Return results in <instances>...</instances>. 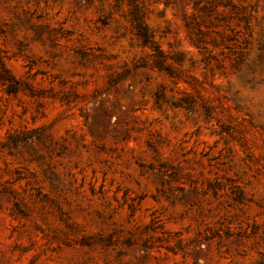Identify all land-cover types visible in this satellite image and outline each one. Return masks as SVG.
I'll return each instance as SVG.
<instances>
[{
	"label": "rangeland",
	"instance_id": "374dc122",
	"mask_svg": "<svg viewBox=\"0 0 264 264\" xmlns=\"http://www.w3.org/2000/svg\"><path fill=\"white\" fill-rule=\"evenodd\" d=\"M135 1L213 118L155 105L189 88L150 69L107 86L148 52L127 0H0V264L264 260V0H183L209 64L178 0Z\"/></svg>",
	"mask_w": 264,
	"mask_h": 264
},
{
	"label": "trees",
	"instance_id": "16d2710c",
	"mask_svg": "<svg viewBox=\"0 0 264 264\" xmlns=\"http://www.w3.org/2000/svg\"><path fill=\"white\" fill-rule=\"evenodd\" d=\"M181 5L182 11L184 9L183 0H178ZM127 18L131 27V32L134 34L139 44L148 49V52L143 58H140L134 62L131 68H124L120 73H117L114 76H111L107 81V86L112 87L116 85L121 79L125 78L131 70L134 69H150L159 73L164 74L174 85L180 88V83L186 84L189 89L181 88L180 91L182 96L178 99L166 101L165 96L160 91H156L153 95L154 104L161 106L163 103L169 104L170 107L176 109H182L187 114L192 113L196 106L202 111L206 117L213 118V107L207 104L204 99L198 95V90L192 84L191 81L186 80L182 75L168 62L166 54L152 42L150 35L146 29V26L143 23V14L135 0H127ZM230 7V11L236 9L228 3L222 1L214 0H194L192 3V9L198 12H201L207 16H210L213 12H216L219 8ZM240 12L229 16L231 19H235L239 25L243 27L245 32L249 30L250 17L247 13L244 12V9H238ZM182 19L184 25L187 29L190 42L203 54V60L209 64L214 57L209 53L207 48V41L203 38L205 32L198 29L191 21V18L185 11L182 12ZM213 20H220L219 16H215ZM210 26L213 23L209 20ZM229 41L230 39L227 38ZM213 42V41H211ZM213 46H217L216 43H211ZM227 48V47H226ZM242 62V57L239 54L234 62H231V66L234 67L237 71L240 70V64ZM5 77V76H3ZM197 95H196V94ZM198 100L200 103H198ZM220 132H227L224 125H219ZM264 264V260L257 263Z\"/></svg>",
	"mask_w": 264,
	"mask_h": 264
}]
</instances>
